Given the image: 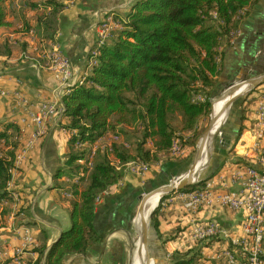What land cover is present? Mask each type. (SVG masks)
Masks as SVG:
<instances>
[{"label": "trees", "instance_id": "obj_1", "mask_svg": "<svg viewBox=\"0 0 264 264\" xmlns=\"http://www.w3.org/2000/svg\"><path fill=\"white\" fill-rule=\"evenodd\" d=\"M40 1L21 0V5H26L28 10L19 19L17 3L0 0V29H13L12 34L0 37V57L26 64L33 63L36 58L42 60L37 57L39 49L33 50L23 41L32 36L37 38L41 48L50 47L66 5L65 0ZM256 1L136 0L123 16L110 13L118 27L111 30L103 44L97 41L96 56H91L94 62L91 75L69 88L62 99L69 151L54 180L55 188L70 196V226L49 249L46 242L35 248L39 254L35 264H40L43 257L44 264H64L77 254L89 255L101 245L97 199L124 179L129 163L142 160L153 166L189 161L196 150V141L205 131L202 123L211 114L210 95L220 77L228 71L221 48L229 47L231 34L236 41L248 16L247 10L252 9ZM10 15L14 21L8 20ZM34 56L35 60L31 58ZM253 93L241 105L236 124L240 126L233 127L235 136L228 135L230 149L235 150L247 129V108L258 99L252 97ZM11 127L15 136H3L6 147H11L0 154V202L9 200L7 187L20 148V142L14 139L20 128ZM110 134L125 138L94 153L96 143ZM150 139L154 141V150L147 147ZM176 140L182 143V149L191 150L185 159L170 156ZM174 151H178V145ZM225 154L217 168L213 164L207 178L179 191L205 189L226 165ZM241 161L248 164V161ZM65 176L72 182H60ZM150 186L149 183V189ZM168 196L170 194L161 199L151 215L149 233L161 240L158 216ZM9 211L8 208L0 211L1 225L5 224ZM24 214L31 216L28 209L22 207L17 215ZM262 242L264 248L263 239ZM201 258L199 247L186 254H175L173 262L199 264Z\"/></svg>", "mask_w": 264, "mask_h": 264}, {"label": "crops", "instance_id": "obj_2", "mask_svg": "<svg viewBox=\"0 0 264 264\" xmlns=\"http://www.w3.org/2000/svg\"><path fill=\"white\" fill-rule=\"evenodd\" d=\"M135 1H64L66 7L61 13L60 27L52 44L72 63L74 79L70 80V85L64 81L57 68L47 60L45 53L49 49L48 46L44 49L38 42L34 45L35 50L39 49L37 57L42 58L44 62L39 58L35 60V56L31 57L35 61L29 64L19 63L17 59L7 60L5 57H0V88L8 93L0 97V154L3 149L7 151L11 147H6V139L3 138V136H15L11 125L20 128V133L14 138L20 142V148L12 170V179L7 187L9 200L3 199L0 202V211L10 209L5 224H0V251H8L7 256L0 260V264H13V251L22 247L23 227H27L26 223L32 224L28 227L32 230L35 240L34 244L24 249L23 258L27 264L37 262L39 254L35 248L46 242L49 249L70 226L68 202L70 196L57 190L54 180L56 172L64 166L69 151V133L64 128L67 122L63 116L64 111L47 121L44 125L45 134L42 137L34 138L33 134L37 127L29 121L25 113L26 105H23L21 99L26 100L27 107L33 112L48 103L56 104L64 110L62 104L64 94L69 88L91 75L94 64L93 52L99 37L98 25L111 17L110 13L117 12L123 16ZM247 12H249L248 16L239 29L240 35L236 42L233 45L230 43L229 47H222L221 50L224 49L227 70L231 73L254 72L264 75V0H257L253 8ZM8 20L14 21L15 18L10 15ZM12 30L0 29V37L12 34ZM257 92L260 93L257 101L247 108L248 119L245 121L247 129L241 137L250 146L254 143L255 109L264 91ZM223 101L224 99L215 101L214 106ZM256 102L257 106H255ZM217 137L218 133L215 135V138ZM213 142L206 148L207 154L211 153ZM102 145L108 148L111 144L106 139L99 140L93 148L94 151ZM104 147L102 146L101 149ZM190 152L191 150L182 149V158L185 159ZM209 162L203 167L201 174L209 167ZM241 164L231 165V169L226 172L227 166H224L207 184L223 191L240 192L243 181L234 179V175ZM180 166L182 164L164 162L141 172L135 162L129 163L124 179L97 199V225L103 237L101 245L94 248L89 255L77 254L66 260L64 264H128L129 247L133 242L131 222L133 221L137 230H140L142 220L145 218V211L143 217L136 212L132 220L131 212L137 207L132 209V204L141 193L148 190L149 183L155 184L154 172L161 176L168 171L178 170ZM61 181L72 182L66 176ZM184 193L186 192L175 191L165 199L158 216L163 239H158L157 235L149 233L153 263L150 260L148 264H174L175 254H186L199 247L202 255L199 264H225L224 259L219 256L225 250L238 248L235 242L239 243L244 237L242 227L246 219L245 212L232 211L220 206L192 211L186 208ZM22 207L28 209L30 217L26 214L17 215ZM210 222L220 224L226 231V236L218 235L205 240L195 239L196 228L204 227ZM253 246L255 248L258 246L255 239ZM40 264H44V257Z\"/></svg>", "mask_w": 264, "mask_h": 264}, {"label": "built area", "instance_id": "obj_3", "mask_svg": "<svg viewBox=\"0 0 264 264\" xmlns=\"http://www.w3.org/2000/svg\"><path fill=\"white\" fill-rule=\"evenodd\" d=\"M118 24L112 19H106L98 25L99 39H107V30L117 28ZM230 43L233 45V34L230 37ZM47 60L52 66L56 67L58 73L64 81L70 85V80L74 79L72 63L69 58L63 56L55 46H50L45 53ZM94 57L96 51L93 52ZM8 93L0 88V97L6 96ZM264 94V93H263ZM25 106V113L29 117L31 124L37 127L34 138L42 137L44 125L53 116L61 113V109L56 104H43L33 112L26 100L21 99ZM254 143L250 146L247 141L242 138L235 148V153L242 160L248 161V164L242 163L241 167H237L234 179L243 181V188L240 192L223 191L214 188L208 184L205 189L200 191L186 192L183 194L186 208L197 211L203 208H213L220 206L232 211H244L246 219L243 224L244 237L241 241L235 242L237 249L225 250L219 256L223 258L225 264H264L262 258L264 249H257L253 246V238L260 236L258 225L261 220L255 217L256 209H264V95L258 102L256 111L255 128L253 131ZM182 148L178 146L177 156L181 155ZM21 155H19V158ZM83 163V161H80ZM92 165V164H91ZM141 172L147 171L149 168L145 164H139ZM225 235L226 231L216 222H210L204 227L196 228L194 238L197 240H205L207 238ZM35 243L32 230L27 226L23 227V243L22 247L13 251V264H27L23 258L24 249ZM240 247V249H239ZM7 253L0 251V260L4 259Z\"/></svg>", "mask_w": 264, "mask_h": 264}, {"label": "rangeland", "instance_id": "obj_4", "mask_svg": "<svg viewBox=\"0 0 264 264\" xmlns=\"http://www.w3.org/2000/svg\"><path fill=\"white\" fill-rule=\"evenodd\" d=\"M14 1H15V3H17V8H16L17 16L20 19V18H22L23 12L24 11L26 12L28 10V7L26 5H21V3H20L21 0H14ZM37 1H39V0H37ZM40 3H43L42 0L40 1ZM107 19H112V17H109ZM110 32H111V30H107V37H109ZM234 32H236V31H234ZM239 35H240V30H239V34H238V36L236 38H238ZM230 37H231V35H230ZM105 40L106 39H99L98 40V44L99 45L103 44L105 42ZM23 42H28V47L29 46H33V50H35L34 49V45L37 42V38L30 36L29 39L27 38V40H24ZM50 46H54V44H51ZM46 58H47V56H46ZM261 76H264V75H258V74L254 73V72H252L250 74L249 73H243V74L231 73L230 71L225 72L224 75L222 77H220L219 83H218L216 89H213V91H212V93L210 95L211 114H210L209 118L202 123V126L203 127L204 126L207 127L209 125L210 120H211L213 107H214L213 104L215 103V101H218V100L222 99L223 95L227 92V90L229 89L230 86L236 85L238 83H241L243 81H247V80H250V79H253V78H258V77H261ZM81 81H82V79H81ZM259 90L260 91H264V85L260 86L258 89H254L253 91H250V92L244 94L243 96L238 98L233 103V105L230 107V110H229V112L227 114V117H226L225 124L223 125L221 133L218 135L217 140L215 142V150H214L213 154L211 155L210 162H209V167L205 170L204 173L199 175L198 182L196 184H198L201 180H204L205 178H207V176H209V174L212 173L213 164H215V168H217V166H219V162L223 161L222 159L224 157V153H226L225 155H226V158H227V160H226L227 162H226V165H225L227 167L225 168V172L231 169V165H236L237 166V165H240V163H244V162L241 161L242 159L237 156V154L235 153V150H233V147L231 149L228 148L227 145H229L230 141L227 140V139H228V135H231V133H232L233 136H235L234 135L235 134L234 133V128H237V126H240V125L236 126V124H237V122L239 120L238 117H239V114H240V109H241V105H242L243 101H245V99L250 94H252L253 92L254 93H253L252 97H258V95L260 93H258L257 91H259ZM255 106H257V102H256ZM255 110L257 111V109H255ZM219 113L220 112H218L216 114H219ZM220 117H221V115H220ZM206 127H205V129H206ZM232 128H233V130L231 131ZM202 134L200 135V137L202 136ZM200 137L198 138V140L200 139ZM121 138L124 139L125 137H122V135H121L120 138H119L117 136V134H112V135L110 134V135H107L105 139L108 140L110 144H112L113 142H121ZM198 140L196 141V146H197ZM175 142L176 143L174 144L172 150L170 151V153H171L170 156L171 157H177V155H175L173 153H176V152L178 153L179 152V151H174V147H176L177 145L180 146V147H183V146H181L182 143L179 140H176ZM104 145L108 146L107 144H104ZM104 145H102V146L104 147ZM128 146L130 147V144H128ZM128 146H127V148H129ZM147 147L152 149V150H154V148H155L154 147V141L152 139H150L148 141ZM106 149H108V148H105V147L103 149H101L100 147L97 148L98 151L99 150H106ZM196 149H197V147H196ZM94 153H95V151H94ZM195 153H196V150H195L193 156L189 159V161H187L186 163L182 164V166H180L178 170L176 169L173 172L168 171V173H163L161 176L158 175L159 173L156 174L154 172V177H155V180H156L155 184L150 186L151 189H149V187H148L149 190L148 191L146 190L144 193H141L139 196L142 195L143 197H146L149 193H152L154 191L160 190V188H162L164 185H168L170 183H173L178 177H180L183 174H186L189 171L191 165L193 164ZM181 157H182V154H181ZM135 163L136 164H145V165L148 164V163H145L142 160H140L138 162H135ZM156 165H158V164H156ZM147 166H148L149 169H151L155 165L152 166V165L148 164ZM89 167L90 168L92 167L91 163H90ZM157 176H159V177L157 178ZM158 202L159 201H157L153 205V209L156 207ZM139 205H140V202L138 203L137 207L132 212V215H131L132 220L134 218L135 213L138 212ZM147 206H146V208H147ZM148 221H149V228H150V226H151V218H149ZM139 231L140 230H137V228L135 227L134 222L132 221L131 222V234H132V241L133 242H131V245L129 247L130 251H131V246L133 245V243H136V242L139 241ZM255 238H253V239H255ZM262 238H263V241H264V234L262 235ZM261 247H262V249H264L263 248V242L261 243ZM3 253H8V251L4 250Z\"/></svg>", "mask_w": 264, "mask_h": 264}, {"label": "water", "instance_id": "obj_5", "mask_svg": "<svg viewBox=\"0 0 264 264\" xmlns=\"http://www.w3.org/2000/svg\"><path fill=\"white\" fill-rule=\"evenodd\" d=\"M264 84V76L258 77V78H253L247 81H243L241 83H238L236 85H232L229 87V89L227 90V92L223 95L222 99H227V103L225 106V110L228 111L230 110V107L233 105V103L240 98L241 96H243L244 94L253 91L254 89L262 86ZM245 90L240 91V90ZM214 105V104H213ZM64 107V105H63ZM217 117L214 116V113L212 111V115H211V120L210 123L208 125V127L205 129V131L203 132L202 136L200 137V139L197 142V149H196V153L194 156V161L193 164L191 165L189 171L186 174L181 175L180 177H182V181L180 184H175L174 182L176 180H178L180 177H178L173 183H170L168 185H164L162 188H160V190L158 191H154L152 193H149L146 197H143L142 195L139 196L135 202L132 204V209L133 207L137 206L138 203L140 202L139 205V215L141 217L144 216V211H145V205L147 203V200L155 195L156 193L162 192V196L157 204V206L151 211V213L149 214V218H151V215L153 214V212L156 210V208L158 207L161 199L172 193L175 191H179L183 188H185L188 185H194L198 182V180H189L186 178V176H189L190 174H194L197 171V168L199 166V163L201 162V160L203 159L204 153H205V149H206V145L208 143L209 137L213 131V127L217 121ZM186 178V179H185ZM149 232H150V228H149V221H147L145 218H143L142 220V225H141V230L139 231V243L142 245V247L144 248L145 252H147V255L149 256L150 260H153L151 251H150V246H149ZM60 238V237H59ZM58 241V240H57ZM56 241V242H57ZM135 244L133 243V245L131 246V251H130V259H129V263L128 264H134L135 263ZM153 263V261H152Z\"/></svg>", "mask_w": 264, "mask_h": 264}, {"label": "bare ground", "instance_id": "obj_6", "mask_svg": "<svg viewBox=\"0 0 264 264\" xmlns=\"http://www.w3.org/2000/svg\"><path fill=\"white\" fill-rule=\"evenodd\" d=\"M240 91L244 92L245 90L242 89ZM227 101H228L227 99H224V101L221 104L213 107L214 116L217 117L218 120L216 121V123H215V125L213 127V131H212V133H211V135L209 137L208 143L206 145V148L208 146H211V144H212V142L214 140L213 146H212V151H211L210 154H207L206 153V149H205V153H204L203 159L199 163L197 171L194 174H190L189 176H186V178L191 180V181L192 180H196V181L198 180L199 175L202 172L201 170L203 169L204 166L208 165V162L210 161L211 155L213 154V152L215 150V142L217 140V138H215V135H216V133H218V135L221 133V130L223 128L222 126L224 124L223 122H225L227 114L229 112V110L228 111L225 110V106H226ZM62 111L63 110L61 109V113H62ZM218 112H220V113L216 114ZM220 115H221V117H220ZM181 181H182V177L179 178L175 182V184H180ZM161 196H162V192H159V193H156L155 195L151 196L147 200V203L145 205V219L147 221L149 219V214L153 210V205L157 201L160 200ZM146 206H147V208H146ZM255 217H256L257 220H261L260 225H258V232H261V235L260 236H256L255 242L258 245L257 249H262L261 242H262V239H263L262 235L264 234V226H263V223H264V209H256L255 210ZM141 225H142V223H141ZM134 250H135V253H134L135 254V263L134 264H148V262L150 261V258L147 255V252H145L144 248L142 247V245L139 242H137V244L135 245Z\"/></svg>", "mask_w": 264, "mask_h": 264}]
</instances>
